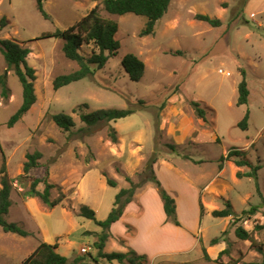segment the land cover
<instances>
[{
  "label": "rangeland",
  "instance_id": "obj_1",
  "mask_svg": "<svg viewBox=\"0 0 264 264\" xmlns=\"http://www.w3.org/2000/svg\"><path fill=\"white\" fill-rule=\"evenodd\" d=\"M101 2L43 0L49 15L46 19L36 0H0V20L5 19L0 38L13 39L29 48L26 61L36 75L35 103L9 127L8 119L21 104L22 89L0 52V75L5 74L8 88L4 97L0 87V168L4 157L11 183L6 218L30 233L19 236L0 227V264H21L41 241L57 243V252L69 263L79 256L80 264H118L97 255L93 244L100 228L81 217L79 207L87 204L95 210L97 219H105L119 188L129 186L126 178L140 181L151 156L156 157V163L178 169L159 164L158 178L178 198L179 221L186 230L196 232L183 238L166 224L161 225L160 210L152 194L147 193L146 213L141 219H133L140 220V230L127 237L128 244L118 238L111 242L110 237L103 251H117L122 244L153 256L172 248L187 249L194 239L198 244L188 252L146 255L143 264L260 261L258 248L249 240L237 238L234 229L241 224L251 231L264 252V0H171L166 13L156 21L154 32L145 36L140 31L146 17L109 14ZM97 4L102 17L119 24L115 35L120 42L118 53L102 68L90 64L91 74L55 90L53 79L74 72L79 65L64 55L62 39L37 37L68 28ZM197 14L218 18L220 25L213 27L198 20ZM79 52L89 57L92 45L83 44ZM127 53L136 54L145 63L139 81H132L121 64ZM242 69L249 95L246 104L237 105ZM190 100L205 109V121L196 115ZM101 108H130L134 113L91 127L81 121L80 113ZM247 110L248 127L243 130L238 123ZM61 112L75 122L69 131L59 128L51 118ZM111 127L117 131L115 143L109 138ZM232 148L241 150L242 155L223 160L222 174H217L220 158ZM34 151L42 154L38 167L25 174L22 168L26 154ZM236 158L259 165L257 178L246 175L249 166H236ZM237 171L243 173L241 177H237ZM103 173L116 181V187L106 184ZM46 176L55 185L50 199L64 195L55 207L24 195L35 177ZM206 184L219 192L201 197L207 205L201 215L194 187L202 191ZM37 188L43 190L44 184L40 182ZM224 200L231 202L233 216L240 217L235 225L231 216L211 214L213 209L224 208ZM251 206L256 211L247 218L241 216ZM179 230L183 233L185 229ZM214 237L227 239L221 249L210 245ZM173 241L182 243L168 245ZM202 246L211 260L204 258ZM83 247L86 252H82ZM225 248L227 252L215 260Z\"/></svg>",
  "mask_w": 264,
  "mask_h": 264
},
{
  "label": "trees",
  "instance_id": "obj_2",
  "mask_svg": "<svg viewBox=\"0 0 264 264\" xmlns=\"http://www.w3.org/2000/svg\"><path fill=\"white\" fill-rule=\"evenodd\" d=\"M171 0H102V8L109 14L123 15L125 13H133L146 17V22L140 31L141 36L149 35L154 32L156 21L159 20L167 11ZM38 10L42 13L43 17L49 19V15L43 8V0H36ZM196 18L201 21L209 23L211 26L216 27L220 25L218 18H212L206 14H197ZM5 26V19L0 20V29ZM119 24L108 18H104L99 13V5H95L84 17H82L75 24L66 29H56L54 31L44 32L41 38H60L63 40L62 51L66 58L76 61L79 68L74 72L68 74H61L53 79V88L59 89L71 82L80 80L92 73L90 64L96 65L97 68H102L111 56L118 53L120 42L116 39L115 35L118 31ZM83 44H91L92 52L89 57H84L79 49ZM29 48L21 45L13 39L0 38V52L3 55L4 61L8 69H12L17 77L21 89L22 100L18 109L10 116L7 125L11 127L17 122L35 103L36 94L34 88V80L36 79L35 69L28 65L26 57L29 53ZM121 64L132 81H139L144 75L145 63L134 53H127L121 60ZM241 80L238 83V97L236 104H246L248 101L249 89L245 78L246 72L244 69L240 71ZM0 87L2 96H7V85L5 74L0 75ZM189 104L194 109L199 118L206 120V111L200 106V103L195 100H190ZM134 111L130 108L117 109H96L87 113H80V119L86 126L91 127L99 122L115 121L124 118ZM55 124L64 131H69L75 122L73 118L66 113L53 114L52 117ZM249 111L247 110L238 126L245 130L248 127ZM109 138L112 142H117V131L114 127L110 128ZM242 155V151L237 148L228 150L226 156H222L219 162V168L222 167L223 160H228L233 156ZM42 154L39 151L26 154V160L23 163V172L27 174L31 169L38 167V160ZM156 162V157L151 156L147 162L140 181L134 182L129 177L126 180L129 183L127 187H121L115 194L113 205L105 219L99 220L96 218V212L87 204H81L79 207V215L81 217L92 220L100 230L97 232V240L94 242V247L97 250V255L104 258L109 262H117L118 264H143L146 259L145 254H139L135 250L128 251H103L108 239L112 236L110 227L112 223L116 222L123 214L126 205L132 200L136 189L147 182L154 184L157 193L162 201L163 210L165 213V221L170 222L176 226H180V221L177 216L175 198L165 189L160 180L155 175L153 165ZM236 166H249L250 171L246 173L247 176L257 178V170L259 165L252 166L247 159L236 158L233 160ZM242 172L237 171V177L242 176ZM106 184L116 187L117 183L114 179L107 177L105 173ZM42 182L44 184L43 190H39L37 185ZM0 227L4 232H10L19 236H27L30 233L16 222L7 220L6 216L11 206L10 192L11 183L6 172L5 159L0 168ZM55 185L47 180V176L43 178L35 177L30 184L29 190L24 193L25 196L38 197L41 201L50 206L55 207L59 205L64 199V195H60L56 199L51 200V189ZM224 208L213 209L211 214L214 217H232V224L235 225L240 217L233 216L232 204L229 200H224ZM201 215L204 213V206L199 200ZM256 207L251 206L249 209L243 210L241 216H247L254 213ZM226 233V229L222 234ZM234 233L237 238L241 240H249L253 246L257 247L262 253L260 261H253L247 264H264V252L260 245H256L251 231L245 229L241 224L236 225ZM225 241L227 239L224 238ZM201 241V240H199ZM219 241V237H214L210 240V244H215ZM58 244L48 243L41 241L35 250L29 254L21 264H80L82 257H75L71 263L68 258L57 252ZM227 248L219 252L218 260L221 254L227 252ZM203 256L206 260H211L204 246H202ZM94 260L96 258L94 257ZM86 264V263H83Z\"/></svg>",
  "mask_w": 264,
  "mask_h": 264
},
{
  "label": "crops",
  "instance_id": "obj_3",
  "mask_svg": "<svg viewBox=\"0 0 264 264\" xmlns=\"http://www.w3.org/2000/svg\"><path fill=\"white\" fill-rule=\"evenodd\" d=\"M155 164V170H154V172H155V175L157 176V178H158V166H159V164H163V165H166L169 169H173V170H175V171H178V169L177 168H175L174 166H169V165H167L166 163H161V162H159V163H154ZM223 167H221V168H219V166L217 167V170H218V172H217V174H219V175H221L222 174V171H223ZM218 175V176H219ZM159 179V178H158ZM160 180V179H159ZM161 182V181H160ZM211 185V184H210ZM210 185L209 184H206L203 188H202V191H200L199 189V186L196 188V187H194V191H196V195H199V200L202 202V200H201V197H203V195L204 194H211L212 192H216V193H218L219 192V190H216L215 188L213 189V188H211L210 187ZM152 187H154V184L153 183H151V182H147V183H145L144 185H142V186H140V187H138L137 189H136V191H135V193H134V196L132 197V200L126 205V207H125V209H124V211H123V214H122V216L116 221V222H114V223H112V225H111V227H110V231H111V234H112V236H111V238H110V241L112 242H115V239L116 238H118L119 240H121V241H126V243L128 244V240H127V237H130V235L131 234H133V233H137L139 230H140V226H138V222L140 221H138V222H136L135 220H133V219H135V218H142L143 216H144V214L146 213V209L148 208V200H147V197H146V194L148 193V194H152V197H154V200H155V202H156V204H157V207H158V209L160 210V213H161V222H162V224L161 225H164V224H166L167 225V227H168V229L169 230H174V232H176V233H179L180 235L182 234L183 235V238H185V237H187L188 236V234L189 233H191V232H193V233H195L196 232V229H191V230H186L187 229V227L186 226H183L182 225V223H181V221H180V226H176V225H174V224H172V223H170V222H166L165 221V213H164V210H163V206H162V201H161V199H160V197H159V195H158V193H157V190H156V188L154 187V191L152 190ZM166 189V188H165ZM167 190V189H166ZM172 190V189H171ZM171 190H167L171 195H172V193H171ZM154 192V194L153 193H151V192ZM174 198H175V201H176V209H177V216H178V218H179V214H180V205H179V202H178V198H177V196L176 195H172ZM202 204H204L203 206H206L207 207V205H206V203H203L202 202ZM210 208H212V207H210ZM209 208V209H210ZM208 209V208H207ZM212 210V209H211ZM227 217H229V216H227ZM198 221H199V219H198ZM197 222V221H196ZM200 222V221H199ZM198 222V223H199ZM196 226H197V223H196ZM185 229L184 230V232L182 233L179 229H182L183 230V228ZM198 227H199V225H198ZM195 228V227H194ZM198 229V228H197ZM181 235V236H182ZM191 235V234H190ZM185 236V237H184ZM224 242H225V240L224 239H219V241L217 242V243H215V244H210V245H212V247L213 248H222L223 246H224ZM182 243V242H181ZM181 243H177V242H170L168 245H170L171 247L172 246H175V245H177V246H179V245H181ZM189 243V242H188ZM198 243H197V241H195L194 239L193 240H191V247H189V248H185V249H175V248H172V249H170V250H165V251H163V252H159L158 254H156V255H153V256H148V254L147 253H143V252H140V250L139 249H136V247H135V249H133L130 245H128L127 247L126 246H124V245H119L117 248H116V250L117 251H128V250H130V249H133V250H135L137 253H143V254H145V255H147L149 258L150 257H155V256H157V255H161V254H164V253H169V252H171V253H180V252H188L191 248H195L196 247V245H197ZM210 250V249H209ZM208 250V251H209ZM210 256V255H209Z\"/></svg>",
  "mask_w": 264,
  "mask_h": 264
},
{
  "label": "built area",
  "instance_id": "obj_4",
  "mask_svg": "<svg viewBox=\"0 0 264 264\" xmlns=\"http://www.w3.org/2000/svg\"><path fill=\"white\" fill-rule=\"evenodd\" d=\"M86 250H87V249H86L85 247L82 248V252H86Z\"/></svg>",
  "mask_w": 264,
  "mask_h": 264
}]
</instances>
